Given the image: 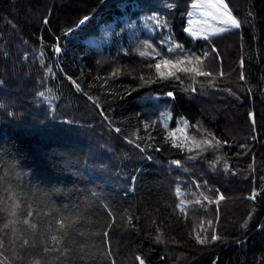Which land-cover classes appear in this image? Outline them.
Returning a JSON list of instances; mask_svg holds the SVG:
<instances>
[{
    "label": "trees",
    "instance_id": "1",
    "mask_svg": "<svg viewBox=\"0 0 264 264\" xmlns=\"http://www.w3.org/2000/svg\"><path fill=\"white\" fill-rule=\"evenodd\" d=\"M193 1L0 0V195L35 225L0 233L9 256L264 264V0H225L240 27L204 38ZM181 59L210 75L160 78Z\"/></svg>",
    "mask_w": 264,
    "mask_h": 264
},
{
    "label": "snow or ice",
    "instance_id": "2",
    "mask_svg": "<svg viewBox=\"0 0 264 264\" xmlns=\"http://www.w3.org/2000/svg\"><path fill=\"white\" fill-rule=\"evenodd\" d=\"M219 3L223 5V8L225 9V12L223 15L226 17L222 22L225 24H230L232 27H240V24L238 21L231 15L230 12L227 10V5L223 3V0H219ZM213 7H217L216 4L212 5ZM219 10V9H218ZM216 17H213L215 19ZM227 28H220L218 31L224 32L227 31ZM185 31H190V29H185ZM195 35V33H193ZM56 51H59V48L56 49ZM169 51L171 52L172 49L170 48ZM140 55H147L146 52H141ZM159 55V54H157ZM199 59V57H197ZM185 61L183 59L177 60L175 63L171 60H160L158 63L155 64V68L157 72L160 75L161 79H166L168 77H174L176 73L174 71H167L163 72L161 71V67L165 68H175L177 71L185 72V73H195L196 75H210V73L201 72L198 71L197 68H187V67H177L178 65H183ZM42 95V94H41ZM169 96L172 95V93H168ZM199 147V145H197ZM2 160H0V165H2ZM176 164H179V161L174 162ZM3 186V177L0 176V188ZM5 193H7V196L0 195V233L5 232L6 230L10 229L12 225H14L17 222H21L24 224L29 225V228L35 229V225L29 224V221L27 219L28 216H32L33 213L30 210L25 211L24 208H22V204L24 203L18 194H16L11 189H3ZM220 199H223V197H220ZM198 202V201H197ZM18 213L24 215V219L21 221L19 220ZM75 223V217L74 216H63L57 213L55 210H53V224L55 227H53L52 224L49 225V230L51 232L49 236L50 245L45 247L43 249L44 253H52L56 252L59 254V256H64L69 253V249L67 247H61L63 243H65V237H68V229H71L73 224ZM112 224H109L108 227H112ZM14 231V229H13ZM108 233L105 232L104 236H107ZM212 239H217L216 236H213ZM198 242L204 243L203 240H201L199 237H197ZM24 245H28L29 241L24 240ZM6 245L4 244L3 240L0 239V264H51L50 261H47L44 257H41L39 253L30 254L27 249H25V254L21 256L18 253L13 252L11 256L7 254L6 251ZM137 259L140 260V264H144V261L137 257Z\"/></svg>",
    "mask_w": 264,
    "mask_h": 264
},
{
    "label": "rangeland",
    "instance_id": "3",
    "mask_svg": "<svg viewBox=\"0 0 264 264\" xmlns=\"http://www.w3.org/2000/svg\"><path fill=\"white\" fill-rule=\"evenodd\" d=\"M223 3L227 5L225 0ZM213 4H216L217 7H213ZM226 11L234 17L228 5ZM224 12L225 9L219 0H194L191 3L185 26V29H190V31L186 32L193 38H204L222 33L218 31L220 28H227L228 30L235 28L222 22L226 18L223 15ZM213 17L216 18L213 19Z\"/></svg>",
    "mask_w": 264,
    "mask_h": 264
}]
</instances>
